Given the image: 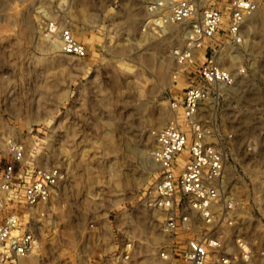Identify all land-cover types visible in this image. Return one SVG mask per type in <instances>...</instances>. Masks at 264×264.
Instances as JSON below:
<instances>
[{
    "label": "rangeland",
    "instance_id": "obj_1",
    "mask_svg": "<svg viewBox=\"0 0 264 264\" xmlns=\"http://www.w3.org/2000/svg\"><path fill=\"white\" fill-rule=\"evenodd\" d=\"M153 1L0 0V170L14 142L27 160L65 171L35 223L41 257L20 264H77L79 225L157 178L151 151L171 122L223 151L219 188L232 223L221 217L219 230L246 241L237 264H264V0L241 43L219 41L215 59L234 82L211 86L190 119L181 99L204 48L188 50L177 24L149 25ZM50 22L70 28L85 55L62 52ZM185 50L190 61H179Z\"/></svg>",
    "mask_w": 264,
    "mask_h": 264
},
{
    "label": "built area",
    "instance_id": "obj_2",
    "mask_svg": "<svg viewBox=\"0 0 264 264\" xmlns=\"http://www.w3.org/2000/svg\"><path fill=\"white\" fill-rule=\"evenodd\" d=\"M257 5L255 0H154L148 7L157 11L149 25L177 24L186 33L188 50L204 48V59L182 94L186 119L192 118L211 86L234 82L215 54L220 39H245V20ZM49 29L58 32L62 52L85 55L84 43L70 28L50 22ZM188 50L175 52L179 61L190 56ZM197 130L188 133L171 122L157 133L151 151L157 178L133 199L79 225L78 241H73L77 264H237L238 257H247L246 241L226 239L219 230L221 217L223 224L232 223V204L222 200L219 188L225 155ZM9 149L10 159L0 170V264H20L41 257L35 223L65 171L56 164L27 160L22 146L14 142Z\"/></svg>",
    "mask_w": 264,
    "mask_h": 264
},
{
    "label": "crops",
    "instance_id": "obj_3",
    "mask_svg": "<svg viewBox=\"0 0 264 264\" xmlns=\"http://www.w3.org/2000/svg\"><path fill=\"white\" fill-rule=\"evenodd\" d=\"M40 260V259H39Z\"/></svg>",
    "mask_w": 264,
    "mask_h": 264
}]
</instances>
